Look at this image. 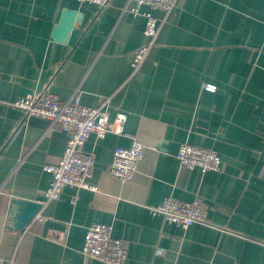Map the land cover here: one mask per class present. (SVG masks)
Listing matches in <instances>:
<instances>
[{
  "label": "crops",
  "instance_id": "obj_1",
  "mask_svg": "<svg viewBox=\"0 0 264 264\" xmlns=\"http://www.w3.org/2000/svg\"><path fill=\"white\" fill-rule=\"evenodd\" d=\"M111 0L99 10L79 0H0V252L5 264H107L81 253L87 227L113 224L127 240V264H264V0H177L159 18L155 44L145 17ZM77 10L66 42L53 38L62 10ZM205 82L218 90L202 89ZM48 90L61 99L107 103L128 114L122 134H91L90 178L99 190L66 187L44 203L68 134L15 100ZM145 146L133 178L109 172L117 146ZM182 142L215 149L219 170L182 166ZM202 197L209 224L187 229L152 215L165 196ZM13 198L43 203L23 229L9 228ZM163 247L162 253L156 248Z\"/></svg>",
  "mask_w": 264,
  "mask_h": 264
},
{
  "label": "built area",
  "instance_id": "obj_2",
  "mask_svg": "<svg viewBox=\"0 0 264 264\" xmlns=\"http://www.w3.org/2000/svg\"><path fill=\"white\" fill-rule=\"evenodd\" d=\"M95 4L99 10L107 8L111 0H79ZM177 0H129L125 10L145 17V34L148 42L134 51L132 60L133 72L138 70L148 58L152 46L156 42L159 30V18L154 11L161 9L173 10ZM203 90L216 92L218 86L205 82ZM14 105L21 108L27 116H41L49 120V127H55L68 134L64 153L57 162L47 163L44 169L52 175V180L45 194L44 203L57 200L66 187L85 188L97 191L99 187L91 183L90 178L95 167V155L86 151L84 144L91 134L104 138L108 133L122 134L125 130L128 114L118 111L113 119L107 103L101 106H88L81 101L79 93L70 98L61 99L57 94L48 90L34 92L15 100ZM144 144L134 139L131 146H117L109 166V172L122 183L131 180L137 172L144 156ZM176 157L182 166L199 167L203 172L219 170L222 159L212 148L198 146L190 142H182ZM152 215H160L165 221L187 229L191 225L209 224L208 209L202 197L185 201L167 195L161 203L149 206ZM163 247L156 248L162 253ZM129 245L126 239L114 236L113 224L94 222L87 227L81 253L85 257L94 258L107 264H127ZM0 264L5 259L0 252Z\"/></svg>",
  "mask_w": 264,
  "mask_h": 264
},
{
  "label": "water",
  "instance_id": "obj_3",
  "mask_svg": "<svg viewBox=\"0 0 264 264\" xmlns=\"http://www.w3.org/2000/svg\"><path fill=\"white\" fill-rule=\"evenodd\" d=\"M77 20H81L77 10L64 8L59 22L53 29V38L66 42ZM43 203L22 198H13L10 204L9 228L21 230L40 212Z\"/></svg>",
  "mask_w": 264,
  "mask_h": 264
}]
</instances>
